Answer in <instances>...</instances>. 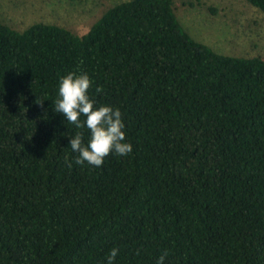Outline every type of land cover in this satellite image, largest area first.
<instances>
[{"label": "trees", "instance_id": "16d2710c", "mask_svg": "<svg viewBox=\"0 0 264 264\" xmlns=\"http://www.w3.org/2000/svg\"><path fill=\"white\" fill-rule=\"evenodd\" d=\"M81 71L133 145L100 168L73 163L52 109ZM114 246L116 264H264V58L195 40L173 0L118 2L83 35L0 22V264H104Z\"/></svg>", "mask_w": 264, "mask_h": 264}, {"label": "rangeland", "instance_id": "374dc122", "mask_svg": "<svg viewBox=\"0 0 264 264\" xmlns=\"http://www.w3.org/2000/svg\"><path fill=\"white\" fill-rule=\"evenodd\" d=\"M125 0H0V22L23 31L36 22L85 34ZM185 30L219 53L264 58V12L247 0H173Z\"/></svg>", "mask_w": 264, "mask_h": 264}, {"label": "clouds", "instance_id": "9594fccd", "mask_svg": "<svg viewBox=\"0 0 264 264\" xmlns=\"http://www.w3.org/2000/svg\"><path fill=\"white\" fill-rule=\"evenodd\" d=\"M92 86L93 81L87 72H68L59 79L52 109L77 129L69 142L71 151L76 153L73 163L100 168L109 155L127 157L132 153L133 145L126 139V126L120 109L108 104L97 105L89 95ZM95 92L102 93L103 89L96 87ZM81 129L87 130V142ZM119 254L120 249L114 246L104 257V264H116ZM168 255L164 250L156 264H165Z\"/></svg>", "mask_w": 264, "mask_h": 264}]
</instances>
